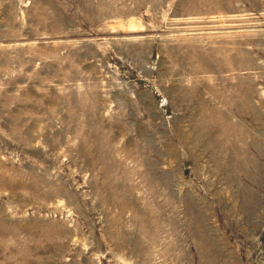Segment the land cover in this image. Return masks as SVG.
<instances>
[{
    "label": "rangeland",
    "instance_id": "374dc122",
    "mask_svg": "<svg viewBox=\"0 0 264 264\" xmlns=\"http://www.w3.org/2000/svg\"><path fill=\"white\" fill-rule=\"evenodd\" d=\"M0 264H264V0H0Z\"/></svg>",
    "mask_w": 264,
    "mask_h": 264
}]
</instances>
